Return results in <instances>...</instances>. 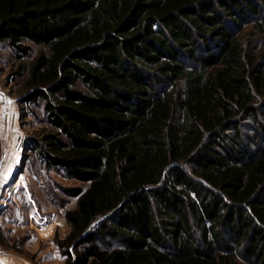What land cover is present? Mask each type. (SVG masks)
<instances>
[{
    "label": "trees",
    "instance_id": "trees-1",
    "mask_svg": "<svg viewBox=\"0 0 264 264\" xmlns=\"http://www.w3.org/2000/svg\"><path fill=\"white\" fill-rule=\"evenodd\" d=\"M0 42L88 183L64 264H264V0H0Z\"/></svg>",
    "mask_w": 264,
    "mask_h": 264
},
{
    "label": "rangeland",
    "instance_id": "rangeland-1",
    "mask_svg": "<svg viewBox=\"0 0 264 264\" xmlns=\"http://www.w3.org/2000/svg\"><path fill=\"white\" fill-rule=\"evenodd\" d=\"M38 51L39 47L32 45L31 57L17 59L8 45L0 42V94L5 98V103H0V171L7 153L17 148L20 154L16 170L12 174L3 171L0 179V264H64L55 239L68 236L70 227L64 213L75 207L76 198L65 196L62 189L88 186L46 171L34 152L25 148L28 138L50 129L43 100L25 101L27 75L17 74L19 66L29 65Z\"/></svg>",
    "mask_w": 264,
    "mask_h": 264
},
{
    "label": "crops",
    "instance_id": "crops-1",
    "mask_svg": "<svg viewBox=\"0 0 264 264\" xmlns=\"http://www.w3.org/2000/svg\"><path fill=\"white\" fill-rule=\"evenodd\" d=\"M19 161H20V154L18 153L17 148L13 149V151H11V154L7 153V158H6V161L4 162V165H5L4 170L2 169V172L0 171V179L2 178L3 171L5 170L7 171L6 174H9V173L12 174L14 170H16V166ZM1 205L2 204H0V206Z\"/></svg>",
    "mask_w": 264,
    "mask_h": 264
},
{
    "label": "built area",
    "instance_id": "built-area-1",
    "mask_svg": "<svg viewBox=\"0 0 264 264\" xmlns=\"http://www.w3.org/2000/svg\"><path fill=\"white\" fill-rule=\"evenodd\" d=\"M0 103H5V98L4 95L0 94ZM1 110V108H0ZM0 115H1V111H0ZM1 141V140H0ZM2 164V146H1V142H0V166ZM43 228H45V226H43Z\"/></svg>",
    "mask_w": 264,
    "mask_h": 264
}]
</instances>
